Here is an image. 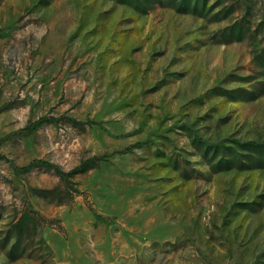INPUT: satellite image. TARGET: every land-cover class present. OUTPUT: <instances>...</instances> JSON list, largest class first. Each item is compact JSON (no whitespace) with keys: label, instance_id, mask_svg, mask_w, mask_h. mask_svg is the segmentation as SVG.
<instances>
[{"label":"rangeland","instance_id":"obj_1","mask_svg":"<svg viewBox=\"0 0 264 264\" xmlns=\"http://www.w3.org/2000/svg\"><path fill=\"white\" fill-rule=\"evenodd\" d=\"M249 142L264 0H0V264H264Z\"/></svg>","mask_w":264,"mask_h":264},{"label":"trees","instance_id":"obj_2","mask_svg":"<svg viewBox=\"0 0 264 264\" xmlns=\"http://www.w3.org/2000/svg\"><path fill=\"white\" fill-rule=\"evenodd\" d=\"M122 1H127V0H122ZM190 3H191L190 1L183 3L184 9H189ZM132 5L135 7H140V5L136 4L135 2L132 3ZM52 121H53V118H48V117L38 118L37 120H35L32 123L6 134L4 136V139H10L12 137H23V136L30 135V134L34 133L38 128H40L43 124L49 123ZM135 145H138V144H135ZM245 147L248 150L261 151V152L263 151V153H264V147L260 146L259 144L253 143V142H249L248 144H246ZM263 156H264V154H263ZM88 166H89V162H84V163L76 166L71 171L66 172V171L62 170L57 164H54L52 162H49V161H46L43 159H33L28 164L23 165V166L13 165V169L15 172H27L34 167H44L46 169L52 170L65 183H69L70 182L69 177L71 175L83 172Z\"/></svg>","mask_w":264,"mask_h":264}]
</instances>
